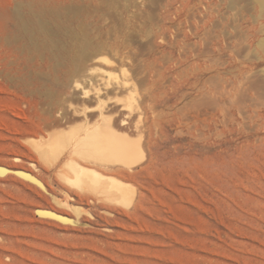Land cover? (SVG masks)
<instances>
[{
	"label": "rangeland",
	"instance_id": "374dc122",
	"mask_svg": "<svg viewBox=\"0 0 264 264\" xmlns=\"http://www.w3.org/2000/svg\"><path fill=\"white\" fill-rule=\"evenodd\" d=\"M98 98L160 155L132 205L65 185L29 137ZM0 162L55 193L0 179V264H264V0H0Z\"/></svg>",
	"mask_w": 264,
	"mask_h": 264
},
{
	"label": "bare ground",
	"instance_id": "6f19581e",
	"mask_svg": "<svg viewBox=\"0 0 264 264\" xmlns=\"http://www.w3.org/2000/svg\"><path fill=\"white\" fill-rule=\"evenodd\" d=\"M94 93L96 94L95 90ZM97 93H99V89ZM86 94L88 95L89 93ZM107 101L108 100L105 101V99L98 98L96 100V106L94 107V109H90L85 105V107L74 108V104L72 105L73 111L75 112L74 115H76V113H82L84 115V123H82L83 121H81L83 126L79 124L81 125V128H77L76 130H72L69 132L55 130L56 132L53 131L54 133L49 130H45L38 134L30 135L29 137L31 142L33 143L35 150L40 156L39 160L41 158L42 161L46 164L51 165L55 169H59L60 172L62 171L61 173L58 171V174H61L60 176H62L64 184L66 183L67 185L79 189L81 192L83 191V194H86V192H90L101 195V197L103 198L102 200H100V197L99 201H102L104 204L107 202H104L103 199L112 202L111 205L119 203H121V205H129L134 199V191H132V189L135 188L133 187L130 190L132 184L129 188V181L128 184L126 183L127 185L125 184L128 178H130V173L135 171L139 172L136 170L137 167L144 170H147V168L151 169V167L158 162L160 155L157 152L155 153L153 150L156 143L153 145V136L151 134V131L147 127V122L141 119L134 118L132 112H128L125 105L123 107L120 106L119 109H116L114 107L110 108V103L108 104ZM95 110L97 111V116L94 120V123L92 122L93 124L91 125V121L90 119H88L87 113ZM134 136H139L140 139L136 140L139 137L134 139ZM142 140H144L145 142V144H143L146 147L145 149L142 146ZM0 166L11 170H23L25 172H29L35 178L39 179V181H42L45 184L42 178H40L30 170L8 164L5 165L4 163L0 164ZM64 168H66V170H69L70 173L66 170H62ZM63 171H65V173ZM66 172H68L69 174H66ZM10 175H13L16 179L27 183V180H25L24 178L19 177L12 172H8L4 168L0 169V179L7 178ZM145 175L144 177H146ZM142 179L144 178L142 177ZM65 185L63 186L66 187ZM36 188L40 193H43L45 195L49 196L50 193L52 195H55V193L51 190H49V194L45 193L41 189V187L37 186V184ZM51 197L52 196H49L48 198L52 200ZM55 201L58 204L62 203L58 198H55L54 202ZM67 208L69 207L67 206ZM47 209L58 213V215L62 212H59L58 209L55 208V206ZM74 212L75 215H79L80 218L83 213V208L76 207ZM46 218L55 221L62 227H74L68 224V222H63L66 220L61 221L58 220V218H53V216ZM85 227H88V225H82V228Z\"/></svg>",
	"mask_w": 264,
	"mask_h": 264
},
{
	"label": "water",
	"instance_id": "95a60500",
	"mask_svg": "<svg viewBox=\"0 0 264 264\" xmlns=\"http://www.w3.org/2000/svg\"><path fill=\"white\" fill-rule=\"evenodd\" d=\"M3 168L6 169V171H8V172H12L13 174H15L19 177H22V178H24L30 182H33V183L45 188L44 185L38 179H36L33 175H31L28 172H25L23 170H11V169L0 166V169H3ZM36 212L39 216H54V213L47 211V210H36ZM55 216H56V214H55Z\"/></svg>",
	"mask_w": 264,
	"mask_h": 264
}]
</instances>
